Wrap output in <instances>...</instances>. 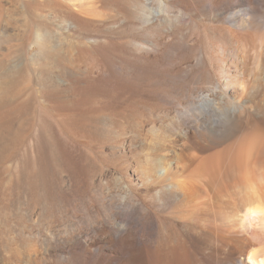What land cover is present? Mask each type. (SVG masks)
Segmentation results:
<instances>
[{
  "label": "rangeland",
  "instance_id": "374dc122",
  "mask_svg": "<svg viewBox=\"0 0 264 264\" xmlns=\"http://www.w3.org/2000/svg\"><path fill=\"white\" fill-rule=\"evenodd\" d=\"M263 60L264 0H0V239L38 250L29 264H57L47 240L106 212L114 176L132 175L160 127L182 161L196 145L191 126L260 165ZM250 100L258 113L235 126L237 105ZM201 202L196 217L234 221L224 199ZM256 220L239 229L264 240Z\"/></svg>",
  "mask_w": 264,
  "mask_h": 264
},
{
  "label": "bare ground",
  "instance_id": "6f19581e",
  "mask_svg": "<svg viewBox=\"0 0 264 264\" xmlns=\"http://www.w3.org/2000/svg\"><path fill=\"white\" fill-rule=\"evenodd\" d=\"M245 58L238 61L241 66L234 71L238 78L236 87L246 81ZM262 81V73L255 74L251 88L259 91ZM229 85L227 82L228 89ZM251 100L236 104L239 115L233 120L235 126L258 113L259 108ZM253 128L251 133L255 134ZM169 129H158L160 135L154 139V146H150L144 161L132 168L130 177L114 176L115 190L108 192L109 200L104 204L108 212L92 217L93 221L84 218L85 227L77 233L47 240L43 249L48 258L57 264H264V240H255L240 230V226L253 219L264 228V159L261 158L260 165L251 164V153L246 155L230 146L218 149L215 142L205 139V134L189 126L186 135L189 137L192 132L190 138L196 145L189 152L186 149L189 157L182 161L177 152L168 149ZM31 153L33 163L37 164L39 149L33 148ZM135 190H140L143 198ZM204 199V203L224 199L232 210L230 217L234 218L229 227L212 225L202 214V218L196 217L198 204ZM26 247L10 249L0 239L2 262L29 264L30 257L40 252Z\"/></svg>",
  "mask_w": 264,
  "mask_h": 264
}]
</instances>
